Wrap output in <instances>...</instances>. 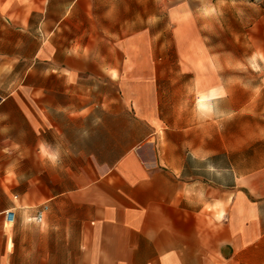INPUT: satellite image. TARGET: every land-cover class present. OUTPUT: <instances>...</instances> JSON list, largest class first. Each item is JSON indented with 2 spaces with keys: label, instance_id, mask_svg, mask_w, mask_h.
<instances>
[{
  "label": "crops",
  "instance_id": "obj_1",
  "mask_svg": "<svg viewBox=\"0 0 264 264\" xmlns=\"http://www.w3.org/2000/svg\"><path fill=\"white\" fill-rule=\"evenodd\" d=\"M243 3L0 0V264H264V94L165 45Z\"/></svg>",
  "mask_w": 264,
  "mask_h": 264
},
{
  "label": "rangeland",
  "instance_id": "obj_2",
  "mask_svg": "<svg viewBox=\"0 0 264 264\" xmlns=\"http://www.w3.org/2000/svg\"><path fill=\"white\" fill-rule=\"evenodd\" d=\"M243 1V4L237 6L222 7L221 12L208 9L207 15L211 14L208 16L210 20L208 19L201 25L198 22L199 8L196 5L175 7V23L188 25L190 28L186 29L185 33H189L190 36L188 38L180 36L174 39L169 37L165 45L174 47L171 51L175 53L170 54L172 56L170 61L175 62L176 67L179 62L184 61L190 67L196 65L195 70H192V77L195 76L194 73H197L199 63L206 61L208 67L211 68V65L214 67L216 60L233 62L235 67L233 73L238 74L239 83L242 85L240 88H247L262 95L264 94V37L262 32L264 0ZM208 8L212 9V7ZM215 14L219 18L216 19ZM188 16H191L190 23L182 24ZM208 73L213 76L214 70H209ZM246 136L242 135L245 140ZM261 137L263 135H256L257 139Z\"/></svg>",
  "mask_w": 264,
  "mask_h": 264
},
{
  "label": "built area",
  "instance_id": "obj_3",
  "mask_svg": "<svg viewBox=\"0 0 264 264\" xmlns=\"http://www.w3.org/2000/svg\"><path fill=\"white\" fill-rule=\"evenodd\" d=\"M43 211H44V209L43 210H41V211H39V212H37V214H36V216H35V221L36 222H41V220H42V214H43ZM13 213H7L6 214V219H7V221H12V219H13Z\"/></svg>",
  "mask_w": 264,
  "mask_h": 264
},
{
  "label": "clouds",
  "instance_id": "obj_4",
  "mask_svg": "<svg viewBox=\"0 0 264 264\" xmlns=\"http://www.w3.org/2000/svg\"><path fill=\"white\" fill-rule=\"evenodd\" d=\"M45 152H46V150H45ZM46 154L49 155V158L52 159L53 161H55L57 158L55 154L47 153V152H46Z\"/></svg>",
  "mask_w": 264,
  "mask_h": 264
},
{
  "label": "snow or ice",
  "instance_id": "obj_5",
  "mask_svg": "<svg viewBox=\"0 0 264 264\" xmlns=\"http://www.w3.org/2000/svg\"><path fill=\"white\" fill-rule=\"evenodd\" d=\"M202 107H203V105H202Z\"/></svg>",
  "mask_w": 264,
  "mask_h": 264
}]
</instances>
